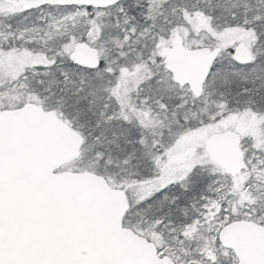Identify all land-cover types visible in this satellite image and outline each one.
Returning <instances> with one entry per match:
<instances>
[{
    "label": "snow or ice",
    "instance_id": "6c2138e0",
    "mask_svg": "<svg viewBox=\"0 0 264 264\" xmlns=\"http://www.w3.org/2000/svg\"><path fill=\"white\" fill-rule=\"evenodd\" d=\"M0 264H264V0H0Z\"/></svg>",
    "mask_w": 264,
    "mask_h": 264
}]
</instances>
